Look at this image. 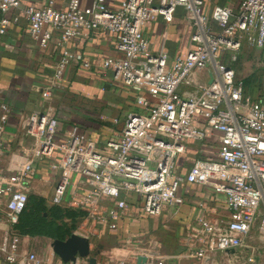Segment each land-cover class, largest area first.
Returning <instances> with one entry per match:
<instances>
[{
	"label": "built area",
	"instance_id": "2783aa9c",
	"mask_svg": "<svg viewBox=\"0 0 264 264\" xmlns=\"http://www.w3.org/2000/svg\"><path fill=\"white\" fill-rule=\"evenodd\" d=\"M206 5L122 0L112 7L93 0L82 8L80 0H70L59 10L53 3L23 7L22 0H0V38L21 15L40 48L47 49L56 32L62 44L52 84L43 92L45 108L21 118L25 152L6 140L7 108L0 118V211L10 225L18 223L39 178L52 187L54 205L79 215L77 234L90 240L96 264L103 263V252L96 253L94 241L103 232L123 230L119 252L106 253L103 264H177L148 246L144 224L151 220H177L180 256L209 264L216 254L236 260L248 255V263H255L264 250V98L248 93L234 64L246 45L264 56V0H242L238 8ZM178 9L187 47L172 57L166 41L158 48L144 28L157 18L171 25ZM93 32L111 37L120 55L106 58L103 70L113 72L115 83L139 91L134 109L113 121L119 131L112 130L104 145L77 128L61 137L53 97L65 91L71 65L92 67L71 44ZM190 142L215 145L216 155L178 173ZM185 182L223 197L227 214L202 200L195 218L181 217ZM0 251L4 264H46L34 254L21 255L15 236L0 242Z\"/></svg>",
	"mask_w": 264,
	"mask_h": 264
},
{
	"label": "crops",
	"instance_id": "0c3cea01",
	"mask_svg": "<svg viewBox=\"0 0 264 264\" xmlns=\"http://www.w3.org/2000/svg\"><path fill=\"white\" fill-rule=\"evenodd\" d=\"M92 1L80 0L81 7L89 6ZM121 1L107 0L112 7H117ZM206 1L207 9L211 10L216 5L238 8L242 0ZM69 2L70 0H22V6H40L53 3L56 9L66 10ZM20 13L19 11L16 12V14ZM12 16L13 13L10 17ZM184 27L183 12L178 9L171 25H166L161 18H157L144 28V33L158 48L166 41V49L170 56L174 57L187 47ZM71 48L82 55L92 67L89 70H83L79 64H73L67 69L66 92H53L56 110H58L57 98L60 95L62 97L63 94L73 98L69 100L70 103H75L77 99L94 101L100 106V109L98 113H90L91 115H86L84 118L57 112L59 135L64 137L74 128H77L104 145L112 130L119 131V127L115 126L113 121L115 119L122 120L130 110L134 109L135 96L139 91L115 83L113 72L103 70L102 62L106 58L120 56L111 37L100 32H93L86 37L77 39L71 44ZM61 50L62 44L58 32L54 33L47 49L40 48L31 39L28 22L21 15L19 23L10 27L7 34L0 38V118L3 116L4 108H7L9 120L6 140L9 145L18 148V151H26L24 143H20L18 136L21 118L26 113L45 108L48 101H44L43 92L52 84ZM201 144L198 142L188 144L187 152L178 159V173H186L187 169L198 159H213L215 157L217 148L215 145L208 147L201 146ZM4 161L7 162V159L4 158ZM180 196L184 201V214L181 217L195 218L198 214L196 204L202 200H207L213 210H221L223 214H227L225 207L223 210V197L213 194L205 187L185 182L180 191ZM151 221L144 226L147 228ZM149 230H146L144 234L147 235ZM126 234V230L114 234L102 233L99 238L104 242L101 245V249H103L102 260L106 257V238H112L111 243L116 244L122 242ZM46 257L48 258L46 259L47 262L52 264H59L61 261L54 253L47 254Z\"/></svg>",
	"mask_w": 264,
	"mask_h": 264
},
{
	"label": "rangeland",
	"instance_id": "374dc122",
	"mask_svg": "<svg viewBox=\"0 0 264 264\" xmlns=\"http://www.w3.org/2000/svg\"><path fill=\"white\" fill-rule=\"evenodd\" d=\"M234 69L237 80L245 84L249 94L255 98H264V56L260 50L244 46L234 64ZM70 99L73 98L67 97L66 94L57 98L58 113L84 118L90 113H98L100 109L94 101L77 99L75 103H70ZM203 145L209 147L211 144L202 142L201 146ZM52 194V187L36 178L32 183V192L26 210L16 225H10L5 213L0 211V242H3L7 236L18 237L21 255L34 254L46 264H52L47 262L46 255L54 253L51 247L53 241L60 238L67 239L79 230L78 215L67 208L54 205L51 200ZM149 226H147L150 230L146 240L152 250H156L159 255L175 257L174 261L177 264H200L191 258L180 256L183 250L177 244L179 232L177 220L166 223L160 220L151 221ZM112 241V238H106V253L119 252L120 242L113 244ZM94 242L96 253L103 252L101 249L103 240L98 239ZM4 257L5 255L0 251V264L5 263ZM243 257L244 260H236V256L230 258L216 254L209 264H249L248 255ZM254 259V264H264V250L256 253ZM101 262L104 263L102 260Z\"/></svg>",
	"mask_w": 264,
	"mask_h": 264
},
{
	"label": "water",
	"instance_id": "95a60500",
	"mask_svg": "<svg viewBox=\"0 0 264 264\" xmlns=\"http://www.w3.org/2000/svg\"><path fill=\"white\" fill-rule=\"evenodd\" d=\"M54 254L65 264H79L81 259H88L96 264L92 257L91 242L88 238L72 234L66 240H55L51 244Z\"/></svg>",
	"mask_w": 264,
	"mask_h": 264
},
{
	"label": "trees",
	"instance_id": "16d2710c",
	"mask_svg": "<svg viewBox=\"0 0 264 264\" xmlns=\"http://www.w3.org/2000/svg\"><path fill=\"white\" fill-rule=\"evenodd\" d=\"M25 212V211H24ZM76 214V213H75ZM79 217V215H78ZM177 238H178V235H177ZM57 240H66V239H63V238H60V239H57ZM179 246V245H178ZM181 249V247H179Z\"/></svg>",
	"mask_w": 264,
	"mask_h": 264
}]
</instances>
